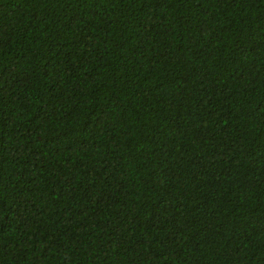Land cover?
I'll return each mask as SVG.
<instances>
[{"label":"trees","instance_id":"trees-1","mask_svg":"<svg viewBox=\"0 0 264 264\" xmlns=\"http://www.w3.org/2000/svg\"><path fill=\"white\" fill-rule=\"evenodd\" d=\"M0 264H264V0H0Z\"/></svg>","mask_w":264,"mask_h":264}]
</instances>
